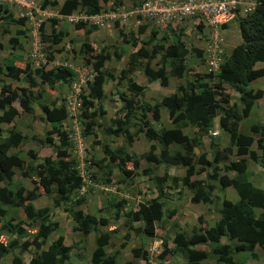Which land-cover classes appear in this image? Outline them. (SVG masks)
I'll return each instance as SVG.
<instances>
[{"label":"trees","instance_id":"16d2710c","mask_svg":"<svg viewBox=\"0 0 264 264\" xmlns=\"http://www.w3.org/2000/svg\"><path fill=\"white\" fill-rule=\"evenodd\" d=\"M48 4L57 5L58 2L42 0L41 6L46 7ZM121 4L122 0H63L59 12L70 14L79 5L85 8L84 12L87 15H94L106 5L115 9ZM3 9L0 4V12ZM0 19L18 25H23L26 20L25 17L15 18L11 12L0 14ZM235 20L241 41L231 49L230 53L222 55L223 61L215 74L192 73L187 64L191 46L182 41L180 31L171 32L172 40L167 45L165 35L160 44L155 43L149 48L148 45L158 34L156 29L152 31L149 39L142 41L135 35H141L146 30V25H139L136 32H124L122 28L117 30L119 37L124 39L125 43L133 47H136L138 43L141 45L129 54L126 66L121 69L117 77L118 83L123 82L125 85V91H120L117 96L119 95L118 97L124 101L120 109L126 112L115 119L116 128H109L106 131L116 136L123 135L125 143H131L133 137L142 132L151 144L143 155L147 165L141 167L139 157L126 151L125 144L112 149L109 143H104L102 145L104 158L101 160H106L107 163L101 165L97 162L96 167L90 172V177L96 183L109 184L113 181L112 167H116L120 172L117 180L125 186H130L132 192H139L134 185V180L142 173L152 175L160 165L184 170L182 176H170L167 173L155 176L156 194L144 202H138L137 208L125 213L127 219L124 225L139 236H153L156 233L157 223L163 227L166 222L170 223L167 231L174 232L172 246L167 248L164 244V250L158 256V259L162 261L169 253L176 251L185 252L186 259L183 264H211L212 260L215 264H246L247 261L255 263L261 257L264 258V189L256 187L247 177L248 160L246 158L227 159L232 155L236 156L237 153L248 154L249 159L264 162V140L256 144L261 156L258 157L257 150L252 148L253 135L260 134L264 137V124H251L249 133H245L238 123L241 117L247 115L254 100L263 93L261 89H252L249 84L257 77L264 75V67H254L257 62L264 61V0H257V5L252 12L238 14ZM50 22V32L45 34L43 31L42 34L46 50H51L53 45L61 43L67 36L65 31L55 27L57 24L55 18H51ZM72 24L76 31L84 35H89L97 28L88 26V22L82 20ZM115 25L118 27V22H115ZM5 31L10 32L7 29ZM15 33L16 35L9 37V43L13 49L19 46L17 35L24 32L22 29H17ZM111 48H114L116 58L120 59L121 52L116 51L118 46L112 44ZM192 49L198 56L202 54L197 47L192 46ZM78 55L85 63L92 64L96 72L88 85L87 95L83 96V105L86 107V112L83 114L86 118L85 128L89 130L92 126L102 125L99 116L105 113L101 104L105 97V84L109 78L116 77L112 71L105 69L106 62L112 56L110 48H97L90 40H83L80 43ZM47 60H52L50 54ZM140 60L145 62L141 63ZM153 61L155 66L151 65ZM16 62L13 59L7 62L4 68L0 65V73L16 81L26 82L30 87L37 85L35 76H38L41 83L49 86L47 91L51 93L60 89L61 83L69 81L73 73L66 66H54L47 69L43 64L40 68L32 69L29 61L25 60L21 66ZM140 65L142 75L149 82L160 78L161 85H166L167 79L173 76L180 80L181 85L178 84L177 91L171 96H165L154 104L141 102L139 96L144 93L146 86L135 79V72ZM158 66L168 68L167 73L156 71L155 67ZM226 84L240 94L242 108L237 107L236 104H229L230 97L223 92ZM39 98L40 94L34 95L31 89L25 86L15 88L7 83L0 88V182L2 180L11 182L15 170L22 172L25 168L23 175L29 177L34 185V189L29 194L24 187L13 191L6 185H0V217L8 215V207L15 208L17 212V216L10 215L4 222L0 218V259L18 246V237H25L21 247L27 250L29 246H33L35 252L28 261L14 256L13 264H72L69 262L72 246L64 244L62 234H58L44 248L49 236L57 229L58 223L49 220L48 207L33 206V195L39 194L51 198L55 205L62 201L69 202L67 211L73 218V231L80 232L83 236L95 233V247L90 257L91 264H119L117 262L119 250L107 252V246L113 244L112 237L116 235V232L98 230L97 216L83 212L80 208H74L78 202L84 201V197H75L74 193L81 186L82 179L78 175L76 160L70 158L67 153L66 148L70 142L65 128L61 127V123L66 118L63 104L44 103L41 108L43 113L41 118L51 127L44 131L40 143L47 148L48 154L39 157L36 151L29 150L30 159L25 162L18 153H9L11 148L22 147L25 136L14 125L10 127L7 135L3 136L2 124L12 123L19 111L33 113V104ZM161 106L166 108V119L173 124V127L155 129L146 120L147 112H151L153 118L159 120ZM139 111L141 114L137 116ZM217 115L220 118V126L228 133L229 143L223 148H220L217 142L212 143L211 149L214 156L208 160L205 152L196 154L194 150L196 147H201V137L214 127ZM131 127L134 128V132L129 131ZM185 128H188L191 133L186 134ZM156 141L158 142L155 143ZM171 144L177 146L173 149L174 151L169 149ZM156 149H159V152H155ZM86 162L90 164V161ZM86 167L89 166L86 165ZM232 172L234 174L231 176ZM97 173H100V176ZM202 173L204 178H193L194 175ZM166 180L171 183L170 188L167 189H175L179 184L186 186L191 191L190 201L193 203L217 205L218 218L209 225L201 216H198L199 226L193 227L192 231L187 233L176 221L179 215L177 206L172 209L165 207L164 199L170 195L163 190L162 185ZM216 183L220 187H233L238 195L237 201L213 196L212 192L216 188ZM110 200L112 201V198L108 199V204ZM111 204L112 207L120 209L124 206L125 200H119V202L113 200ZM254 207L263 210L256 214L253 211ZM22 217L28 221L24 222ZM37 222L36 232L30 235L29 229ZM135 224L139 225L135 226ZM8 233H15L16 237L8 239ZM29 235L31 239H27ZM127 238L126 233L125 239ZM221 238H225L226 243L222 244ZM207 244L210 245L209 249L205 247ZM245 252L247 255L244 258L236 257L237 254ZM131 254L133 259H141L144 261L143 264H146L148 256L146 250L133 247ZM126 264L139 263L129 260Z\"/></svg>","mask_w":264,"mask_h":264},{"label":"rangeland","instance_id":"374dc122","mask_svg":"<svg viewBox=\"0 0 264 264\" xmlns=\"http://www.w3.org/2000/svg\"><path fill=\"white\" fill-rule=\"evenodd\" d=\"M54 0H49V2H52ZM58 2V4H48L45 8L46 12H37L36 9L33 11V18L36 22H39L41 24L40 33L41 31H44L45 34H48L50 32V20L51 18H55L57 20V24L55 27L57 29H61L67 33V36H65V39L57 44L53 45L51 50H46L45 48L41 51V60L47 61L46 68L54 67V66H60L68 62H79L81 57L78 55L79 46L80 43L83 40H90V42L95 43L97 48L104 47L105 49L110 48L111 51V57L109 61L105 64V69L108 71H112L115 77H118L119 71L126 66V62L128 59V54L132 50H135L134 47L130 46L129 44L125 43V40L119 37L118 34V28H122L124 32H130L136 30V23L134 22L133 18H129L126 21L120 23L118 21V27L114 24L115 21L106 20L105 25L103 27L97 28V30L92 31L89 35H84L79 33L73 28V22L74 17H80L83 15L85 17V8L81 6H77L76 10L70 14H62L59 12L60 10V4H62L63 0H55ZM137 0H122V4L128 8L132 3L136 2ZM41 0H38L37 5L39 3L41 4ZM8 9H3L2 14H5L6 11L11 10L14 16H18V6L16 5H5ZM107 8L106 10H111L108 8L109 6H104ZM22 11L25 12L26 8L22 7ZM21 11V12H22ZM70 20H73L71 22ZM192 20L188 19L187 22H185V26H188V29H186V32L182 34V41L191 46L199 47L202 44V41L199 40L201 37H197L196 34H200L197 32L195 27H189ZM230 21V25L223 28L221 31L222 37H223V51L224 54H228L231 49L240 42V37L238 30L236 27L233 26V22ZM24 25H18L14 22L10 23L8 21H1L0 19V31L3 32V29H10V35H15V31L17 27L21 29V27ZM31 25H26V29H30ZM24 30V27H23ZM205 30V29H204ZM152 29H146V31L139 35L137 37L139 40L149 39V37L152 35ZM158 31V30H157ZM171 30L163 31L160 29L158 31V34L153 38L151 43L148 45L149 48L153 46V44L157 43L160 44L162 42V39L167 36L165 39V42L168 43L172 39L170 38L171 33H169ZM189 32L191 34H189ZM194 32V35H193ZM7 35V34H6ZM0 36V40L2 44L6 46L5 49L0 51V63L10 62L15 57V54L17 53V56L20 55L23 59H17L16 63H18L21 66V63L27 59V56L29 54V40L22 38L21 40V49L18 50H10L8 46V38L7 36ZM196 35V36H195ZM137 36V35H135ZM29 38L30 36H26ZM112 44L115 46H118V52H120V49L123 50V53H125L120 59L116 58L115 50L112 47ZM46 43H44V46ZM141 45V43H138V47ZM120 46V49H119ZM189 47V46H188ZM190 48V47H189ZM9 50V52H8ZM12 52V53H10ZM21 52V53H20ZM191 55L189 56V59L187 61L188 66L190 67L192 73L196 71H203L205 69L204 61L200 59L198 56L195 55L193 50L191 51ZM51 55L52 60L48 61L47 56ZM2 60L4 62H2ZM82 60V59H81ZM141 63H144V60H140ZM142 65V64H141ZM141 65L138 66L136 73H135V79L141 84L148 85L146 87L145 92L142 94V101L149 100L150 103H155L156 101H161L163 97L165 96H171L173 93L177 91V87L181 84L180 80L174 78L173 76L169 77L166 81V85H161L160 78H158L153 83H150L149 80L142 75L141 71ZM262 65V64H259ZM152 66H155V63H152ZM258 67V66H257ZM156 71H159L160 73L166 74L168 71V68L163 66L155 67ZM37 85L33 88H31L32 92L34 94H40V99L33 104L34 111L31 114L24 113L19 111L17 116L14 119L15 127L20 129L22 133L25 134V142L22 145V147L18 148H11L10 152H16L18 151L19 155L28 162L30 159V153L29 150L36 151L37 156L44 157V155L48 154V151L45 147L41 146V140L43 139V133L45 130L49 129V125L44 123L42 120L38 119L40 117V109L41 105L43 103H47L49 105H52L54 102L61 103V99L64 97V94L68 90V85L66 84H60L61 88L56 89L54 93L48 92L47 88H49L48 85L41 83L40 78L38 76H35ZM117 78L107 80L108 82L105 85V99H104V106L106 108V114L103 116V124L101 127H95L94 132L95 134H87L84 132V130L81 132L79 141H80V148L77 146H68L67 153L69 154L70 158H74L76 160V163L78 165H81L82 163L86 164L87 160L90 161V164L88 163L89 169L94 168L96 166L97 162H100L101 165H104L107 163L106 160H101L104 158L103 152H102V145L104 143H109L111 147L121 146L125 144L126 151L129 153L139 157V162L141 167L146 166L147 162L143 158V155L148 151L149 149V141H147L142 134H136L134 138L132 139L131 143L126 144L123 137L115 138L113 137L110 132H107L105 128L107 126H113V120L115 118H118L117 113L121 116L122 113H124L123 109H120V106L122 105V100L120 97L117 96L120 91H125V85L123 82L118 83L116 80ZM115 80V83L113 82ZM2 81V82H1ZM0 82L1 84H10L13 85L15 88H18L20 86H27L26 82L22 81H16L14 78L8 77L0 73ZM179 84V85H178ZM58 85V84H57ZM57 85L55 87H57ZM250 87L253 89L260 88L263 90V96L255 103L257 105V110L260 111L261 114V120L264 122V76L259 77L255 80H253L250 83ZM224 93H227L230 97L229 102L231 103L233 101V97L236 98L237 92L232 87L228 86L227 84L224 86ZM255 105L252 107L250 115L247 118H244L243 121L247 123H243L242 128L246 129V126L252 123H254L255 118ZM140 112L137 113V115ZM166 110L162 108L161 112V120L158 122H154L158 128L160 127H171L172 124L169 123L166 119ZM150 120H152L151 115L149 116ZM69 124V123H68ZM67 125V124H66ZM11 124H3L4 129V135H6L7 130ZM219 130V128L217 129ZM130 131H134L133 128H130ZM184 132L186 134L191 133L188 128L184 129ZM204 143H203V149L199 146L194 150L196 154L199 152H202V150L206 149L208 153H210L211 158V146L210 142L214 140V142H217L219 144L220 148L227 147L228 140H227V134L225 130H221L216 137L213 135H206L203 137ZM261 140L260 137L256 139V141L253 144V148H255L257 142ZM176 145H172L171 149L173 150L176 148ZM182 149V148H181ZM174 151V150H173ZM198 152V153H197ZM243 158V155H239L236 153L235 155H232V157H228L227 159H238ZM109 162V161H108ZM99 164V163H98ZM84 171V170H83ZM255 171H257V168H255ZM17 176L15 178L16 184H21L26 188V193L29 194L30 191L33 190V182L30 180L29 177H26V175L20 174V170L18 171ZM168 173L170 176H182L184 170L175 168L173 166L165 167L163 165L158 166L155 169V172L152 175H145L141 174L134 180V185L136 186V189L139 191L132 192L130 186L123 185L120 181L117 180V178L120 175L119 170L116 167H112L111 176L113 177V186L114 188H111L110 191H101L97 190V187H95L94 183L89 188L90 195L87 194V197L85 198V201L82 203H77L76 208H81L86 211H89L91 213H95L97 211V208L100 207L102 204H105L109 197H117V198H123V196H127V192L137 193L136 197L140 195V200H148L150 197L154 196L156 194V178L155 176H162L164 173ZM258 172V171H257ZM23 173H25V168L23 169ZM98 176H100V173H97ZM262 174V179L260 182H254L256 185L264 187V176ZM193 178H204V174H198L194 175ZM257 177V181H258ZM115 180V181H114ZM180 183V182H178ZM100 186V184H98ZM112 186V187H113ZM163 190L170 194L168 197H166L165 200V207L167 208H174L177 206L178 216L176 217V221L178 225L181 226V228L185 229L187 233H190L192 231V228L197 226V218L198 216H201L203 219L207 220L212 224L214 220L218 217V211H217V205H210V204H203V203H193L190 201L191 191L184 185L179 184L177 188L175 189H167L170 188L171 183L169 180L164 181L163 183ZM166 188V189H165ZM130 190V191H128ZM213 195L221 197H226L227 199H230L232 201H237L238 196L234 189L228 188V189H222L219 185L216 186V188L213 190ZM37 197V198H35ZM108 197V198H107ZM34 204L37 208L42 207H48L50 209V221H56L58 223L57 229L51 234V237L48 238V240H52L56 237L58 234H62L64 236V241L66 244H73L72 250L70 252V258L69 261L73 264H91L89 257L91 250L93 249L94 245V235L89 234L86 237L82 236L80 232H76L72 230V217L68 213L67 209L69 208V203L62 201L61 203L55 205L53 203V200L45 195H39L34 194L33 195ZM116 199V198H115ZM119 200V199H116ZM129 206L133 204V200L128 197ZM74 207V208H75ZM107 209H111V206L108 205L106 207ZM8 215L4 216L2 221L8 220V216L13 215L17 216V212L15 211V208L8 207ZM122 218V219H121ZM119 221L117 222L118 216L114 217L112 216L109 219V222L112 224L111 229L114 228L116 230L117 236H120V241H123V234L120 232L125 231V227L121 223V221L124 218V215L121 216ZM113 219V221H112ZM126 219V216H125ZM166 225L161 226L157 223V231L156 234L160 238H163V240L166 242L167 248H170L172 246V236L174 235V232L168 233L167 228L170 226L169 222L165 223ZM199 224V223H198ZM37 225L31 226L28 232H36ZM129 236L126 241V251L124 255L120 256L119 261L120 264H124L126 260L130 258V254L128 253V250L130 251L131 246H135L139 244L144 237L141 236L138 238V236H135L133 231H130L128 233ZM13 234H9V238H11ZM140 240V241H139ZM130 242V244H129ZM206 247L209 249L210 245L207 244ZM31 251V250H30ZM10 252V251H9ZM7 253L3 256V258L0 261V264H13L12 258L13 256H19L22 258L27 259L30 255V252L28 251H22L21 247L19 246L17 249L11 251L10 253ZM186 259V254L184 251H176L173 253H169L167 256L166 261H168V264H182L184 260ZM251 264H257V263H251ZM260 264V263H259Z\"/></svg>","mask_w":264,"mask_h":264},{"label":"clouds","instance_id":"9594fccd","mask_svg":"<svg viewBox=\"0 0 264 264\" xmlns=\"http://www.w3.org/2000/svg\"><path fill=\"white\" fill-rule=\"evenodd\" d=\"M42 1V0H41ZM141 1L142 0H137L136 2H134V3H132L128 8H126L123 4H121V5H119V6H117V7H115V9H112L110 6L108 7V8H110L111 10H108V11H116L117 9H119V8H121V7H123L124 8V10H129V9H131V8H133L134 6H136V5H138V4H140L141 3ZM253 3H254V5H253V7H252V9L251 10H246V11H241V10H237V11H235L234 12V14H233V16L231 17V18H229L228 20H222V21H219V23L218 24H216L215 26H209V25H205L204 23H199V22H195V18L193 19H191L192 20V22H191V24H189L190 26L189 27H195L196 28V30H197V32L198 33H200V34H196L197 35V37H200L199 38V40H201L202 41V44L203 45H201V46H199V47H197L198 49H200L201 51H202V54L200 55V56H198L197 54H196V51L195 50H193V52L195 53V55L196 56H198L200 59H202L203 61H204V66H205V69L203 70V71H196V72H194V73H197V72H199V73H203V74H206V72L207 73H210V72H212L213 74H215L218 70H219V65L222 63V61H223V57H222V55H226V54H224V51H223V37H222V34H221V31H222V29L223 28H225V27H227L228 25H230V21H232L233 22V26L234 27H236V29H237V26H236V24H237V22H236V20H235V18H236V16L238 15V14H246L247 12H252L254 9H255V7H256V5H257V0H251ZM37 3H38V0H25L24 2H16V1H5V2H0V4H1V6H3V8L5 9H8L5 5H9V6H11V5H16V6H18V9H19V11H18V16H20L19 18H21V17H25L26 18V20H25V23L23 24L24 26H22L21 27V29L23 30V27H24V30H23V34H21V35H17V37L19 38V46L18 47H16V48H11V46H10V43H9V37L11 36H9L8 34L10 33V32H7V31H5V29H3V32H1L0 31V36L1 35H3V36H5L6 34V36H7V42H8V46H9V49L11 50H18V49H21V40H22V38H24V40L25 39H28L29 40V54H28V56H27V59H25L26 61H29L28 63L31 65V68L32 69H34V68H40L43 64H45V67H46V64H47V61L45 62V60H41V51H42V49L43 48H45V46H44V40H43V37H42V34H43V31H41V33H40V28H41V24H39L38 25V27L37 28H35V26L34 25H32L30 22L31 21H29L28 20V18H29V15H28V13L31 11L32 12V16H33V11L36 9V11L38 12H46V13H48V11H46V8L45 7H42L41 6V4L39 3V5H37ZM42 3V2H41ZM22 7H25L26 8V11L25 12H23L22 11ZM107 8H103V9H101L100 10V12L99 13H97V14H94V15H87L86 13H85V17L82 15L81 16V18L80 17H74V21L75 22H78V21H80V20H82V21H87L88 22V26H96L97 28H100V27H103L104 25H105V21L106 20H104V24L102 25V26H100L99 24H97V23H94V21L92 20V19H90L92 16H97V15H101L102 13H106V12H108L107 10H106ZM22 11V12H21ZM6 12H11L12 13V11L11 10H9V11H6ZM0 14H2V11L0 12ZM13 14V13H12ZM14 15V14H13ZM15 18H18V17H16L15 16ZM129 18H133V20H134V22H135V17H133V16H129L127 19H129ZM34 19V18H33ZM126 19V20H127ZM188 19H190V18H187V19H185V20H182L181 21V23H175L174 25H167L165 28H155V27H152V28H150L147 24H145V23H140V24H137L136 22V27L138 28V26L139 25H146V29L148 28V29H152V30H154V29H156V30H160V29H162L163 31H166V30H171L169 33H171L172 31H180V33L181 34H183L184 33V31L186 32V29H188V26H185V22H187V20ZM35 20V19H34ZM108 20V19H107ZM126 20H123L122 18H115V19H113V20H110L109 22H111V21H115V22H118V21H120V23H122V22H124V21H126ZM1 21H3V20H1ZM71 22H73V20H70ZM75 22H73V23H75ZM115 22H114V24H115ZM231 22V23H232ZM26 25L28 26V25H31L30 26V29H26ZM199 26H201V27H199ZM97 28L95 29V30H97ZM136 28V29H137ZM7 30H10V29H8V28H6ZM17 29H19V27H17ZM16 29V30H17ZM20 29V30H21ZM205 29V30H204ZM238 30V29H237ZM146 31V30H145ZM144 31V32H145ZM134 32V31H133ZM135 32H136V30H135ZM143 32V33H144ZM142 33V34H143ZM214 33H217V37L218 38H220L221 39V41H220V48H221V50H219V51H217L216 53H215V55L218 57V58H220V60L219 61H216V68L214 69L213 68V66L209 63V57H207V52L205 51V46H206V43H208V41H210V40H212V38H213V34ZM239 33V32H238ZM189 34H191L190 32H189ZM16 35V34H15ZM30 36L29 38H27L26 36ZM137 35V37H139V35L138 34H136ZM193 35H194V32H193ZM195 35V36H196ZM210 37H211V39H210ZM239 37H240V35H239ZM240 41H241V38H240ZM211 42V41H210ZM0 43H1V45H2V47L0 48V51H2L3 49H5L6 48V46L4 45V44H2V42H1V40H0ZM168 43H166V45H167ZM209 44V43H208ZM130 46H132L131 44H129ZM237 45V44H236ZM208 46V45H207ZM133 47V46H132ZM196 47V46H195ZM34 48H37L38 49V53H37V56H35V57H33V49ZM135 48V50L138 48V45L136 46V47H134ZM122 49H120V52H121V57L125 54V53H123L122 51H121ZM135 50H132L131 52H133V51H135ZM191 49H190V55L192 54L191 53V51H192ZM8 52H9V50H8ZM131 52H129V53H131ZM10 53H12V52H10ZM21 53V52H20ZM230 53V52H229ZM189 55V56H190ZM128 56H129V54H128ZM120 57V58H121ZM13 59H15V61L17 60V59H23V58H21L20 57V55L19 56H17V53L15 54V57L13 58ZM12 59V60H13ZM189 59V58H188ZM12 60H10V62L12 61ZM207 60H208V62H207ZM36 61L38 62V64H36ZM48 61H51V60H48ZM127 61H128V59H127ZM2 62H4L3 60H2ZM145 62V61H144ZM7 63V62H6ZM152 63H154V61L153 62H151V65H152ZM259 64H262V65H259ZM0 65L4 68V66L6 65L5 63H0ZM60 66H66L67 68H69V69H71L72 70V76H71V79H69V81H67V82H63L62 84H66V85H68V90H67V92L64 94V97L61 99V103H55V104H63V106L65 107V111H66V118H65V120L61 123V127H63V128H65V131H66V133H67V138H68V141L70 142V146H74V147H78V148H80V141H79V137H80V134H81V132L84 130V132L85 133H87V134H95V132H94V128H95V126H92V128L91 129H89V130H87L86 128H85V122H86V118H85V116L83 115L85 112H86V107L83 105V96H86L87 95V93H88V91H89V87H88V85H89V83L92 81V79H93V76L95 75V71H94V68H93V66H92V64H89V63H85L84 61H82L81 59H80V61L79 62H68V63H65V64H63V65H60ZM258 66V67H257ZM78 67H88V68H91V71L88 73V79L84 82V83H81L80 81H79V72H78V70H75L76 68H78ZM254 67L255 68H260V67H264V61H260V62H257L255 65H254ZM124 68V67H123ZM122 68V69H123ZM48 69V68H47ZM121 71V70H120ZM120 71H119V73H120ZM136 73V72H135ZM3 74V73H2ZM3 75H5V74H3ZM5 76H8V75H5ZM262 76H264V75H262ZM262 76H260V77H262ZM117 78V77H116ZM175 78V77H174ZM257 78H259V77H257ZM256 78V79H257ZM177 79V78H176ZM205 79H207V78H205ZM117 81H118V79H116ZM204 80V79H203ZM255 80V79H254ZM41 81V80H40ZM2 82V81H1ZM1 82H0V88H1V85H3V84H1ZM23 82V81H22ZM114 83H115V80L113 81ZM252 82V81H251ZM250 82V83H251ZM73 83H76V84H80V86H79V89L78 90H75L74 88H73ZM107 83V82H106ZM150 83H153V82H150ZM106 85V84H105ZM250 85V84H249ZM146 86V85H145ZM25 87H28L29 89H31V88H33V87H35V86H33V87H30L28 84H27V86H25ZM253 89V88H252ZM257 89H260V88H257ZM257 89H254V90H257ZM146 90V89H145ZM262 90V89H261ZM32 91V90H31ZM104 91H105V88H104ZM263 91V90H262ZM145 92V91H144ZM237 92V91H236ZM34 94V93H33ZM34 95H36V94H34ZM106 96V95H105ZM263 96V93H262V95L260 96V97H257L255 100H254V103H253V106L255 105V110H256V113H255V118L256 119H254V123H252V124H255V123H260V124H264V122L261 120V114H260V111L259 110H257V105L255 104V103H257V101H259V99L261 98ZM121 98V97H120ZM240 94L237 92V96H236V98H232L233 99V101L230 103L229 102V104H236V106L237 107H240V108H242L243 107V105H242V103L240 102ZM40 99V98H39ZM38 99V100H39ZM104 99H105V97H104ZM104 99L102 100V102H101V104H102V107L104 108V110H105V113L102 115V116H99V120L102 122V124H103V116L106 114V108H105V106H104ZM139 99L141 100V102H149L150 103V101L149 100H146V101H142V94L139 96ZM37 100V101H38ZM121 100H122V98H121ZM36 102V101H35ZM35 102H34V104H35ZM44 104V103H43ZM42 104V105H43ZM124 104V101L122 100V105ZM151 104H154V103H151ZM228 104V105H229ZM42 105H41V108H42ZM121 105V106H122ZM120 106V107H121ZM252 106V107H253ZM252 107H251V109H252ZM33 108H34V106H33ZM162 108L163 109H165L166 110V108L165 107H163V106H161V107H159V114H160V119L159 120H161V112H162ZM251 109L248 111V113H247V115L245 116V117H241L239 120H238V123H239V125L241 126L240 127V129L241 130H243L245 133H249V127H250V123H249V125L248 126H246V129H243L242 128V125H243V123H247V122H244L243 121V119L244 118H247L249 115H250V112H251ZM41 111H40V117L38 118V119H40V120H44V119H42L41 117H43V113H42V109H40ZM124 110V109H123ZM125 112H126V110L124 111V114H125ZM140 112V111H139ZM166 112H167V110H166ZM29 114V113H28ZM123 114V113H122ZM121 114V115H122ZM140 114H141V112L137 115V116H140ZM151 115V118H152V120H150V118H149V116ZM117 116H118V118L119 117H121L118 113H117ZM118 118H115V119H118ZM97 118H95V120H96ZM115 119H112L113 120V123H114V125L113 126H107L106 128H105V130H109V128H111V129H114V128H116V122H115ZM146 120H148L152 125H153V127L155 128V129H159L158 128V126H156L155 125V123L154 122H158L159 120H155L154 118H153V116H152V114H151V112H147L146 113ZM44 122V121H43ZM45 123V122H44ZM69 123V124H68ZM4 124H6V123H4ZM11 124V126L10 127H12L13 125L15 126V124H14V121L12 122V123H10ZM48 124V123H47ZM67 124V125H66ZM172 124V123H171ZM49 125V124H48ZM102 126V125H101ZM100 126V127H101ZM147 126V125H146ZM10 127H9V129H10ZM49 127H50V125H49ZM96 127H98V126H96ZM171 127H173V124H172V126ZM171 127H160V128H171ZM2 128H3V124H2ZM51 128V127H50ZM131 128H133V127H131ZM219 128V130H217ZM9 129L7 130V132L9 131ZM16 129H18L17 127H16ZM220 129L221 130H223L222 129V127L220 126V118H219V115H217L216 117H215V125H214V127L207 133V134H204V135H202V137H201V141H202V144H201V148L203 149L204 147H203V143H204V136H206V135H213L214 137H216V135H218L219 134V132H220ZM19 131H21L20 129H18ZM133 130H134V128H133ZM129 131H130V129H129ZM6 132V135L8 134ZM22 132V131H21ZM131 132H134V131H131ZM24 136H25V134L24 133H22ZM113 137H115V138H118V137H123V139H124V136L123 135H118V136H116V135H114V134H112V133H110ZM137 134H142L143 136H144V134L141 132H139V133H137ZM226 134H227V140H228V143H229V139H228V133L226 132ZM6 135H3V136H6ZM258 137H260L261 138V140H260V142H263V140H264V137L263 136H261L260 134H255V135H253V139H254V142L256 141V139L258 138ZM134 138V137H133ZM144 138L147 140V141H149L147 138H146V136H144ZM25 139H26V137H25ZM125 141V140H124ZM24 142H25V140H24ZM158 141H156L155 143H157ZM149 143L151 144V141H149ZM212 143H216V142H214V140L212 141V142H210V146H211V144ZM126 144H128V143H126ZM149 144V145H150ZM173 145H175V144H173ZM218 146H219V144H218ZM111 147V146H110ZM117 147H119V145L118 146H116V147H111L112 149H115V148H117ZM171 147H172V144L171 145H169V149L172 151V149H171ZM18 148V147H17ZM46 148V147H45ZM68 148V147H67ZM66 148V149H67ZM196 148H198V147H196ZM196 148H195V150H196ZM253 148V147H252ZM47 149V148H46ZM235 149H236V147H235ZM254 150H257V148H256V146H255V148H253ZM212 150V149H211ZM155 152H159V149H156V151ZM202 152H205L206 153V158L208 159V160H211L212 159V157L214 156V153L213 152H211V158H210V153H208L207 152V150L206 149H204V150H202ZM202 152H199V153H202ZM9 153L11 154V153H18V151H16V152H10V150H9ZM198 153V152H197ZM198 153V154H199ZM18 155H19V153H18ZM257 156L259 157V156H261V152L259 151V150H257ZM19 157L20 158H22L20 155H19ZM243 158H246L248 161V168H247V171H246V175H247V177L249 178V180L256 186V187H259V188H262V189H264V187H262V186H259V185H256L254 182H260L261 181V179H262V174L261 173H263V176H264V162H262L261 160H255V161H253V160H251V159H249L250 157H249V155L248 154H245V155H243ZM23 159V158H22ZM241 158H238V159H234V160H240ZM24 161L26 162V160L24 159ZM89 161V160H88ZM86 165H88V163H86V164H84V163H82L81 165H76L77 166V168H78V175L81 177V179H82V184H81V186L76 190V191H74V193L76 194V196L75 197H80V196H83L84 197V201H85V198L87 197V194L89 193V188L88 187H90V186H92L93 185V183H94V185H95V187H97V190H101V191H110V189L111 188H114V186H113V184H112V182L111 183H109V184H100L99 182L98 183H96V182H94V181H92L91 180V177H90V172H91V170H92V168L91 169H89V167H86ZM88 166H90V165H88ZM164 166V165H163ZM96 167V166H95ZM166 167V166H165ZM175 168H177V167H175ZM255 168H257V171H255ZM178 169H180V168H178ZM84 170V171H83ZM183 170V169H182ZM19 170L18 169H16L15 170V175L13 176V179L11 180V182H8L7 180H2L1 182H0V185L1 186H3V185H6L9 189H11V190H13V191H15L17 188H19V187H24L23 185H21V184H16L15 183V178H16V176H17V173H19L18 172ZM167 173V172H166ZM184 173V172H183ZM20 174H23V171L21 172V170H20ZM168 174V173H167ZM234 173L232 172V173H230V175L232 176ZM183 175V174H182ZM257 177H259L258 178V181H257ZM111 178H112V180H113V177L111 176ZM263 180H264V178H263ZM115 181V180H114ZM98 184H100V186H98ZM113 186V187H112ZM216 186H218L217 185V183H216ZM25 188V187H24ZM222 189H228V188H232L233 189V187H231V186H227V187H221ZM33 189H34V186H33ZM25 190H26V188H25ZM128 191H130V190H128ZM236 192V191H235ZM137 193H139V192H137ZM137 193H132V192H127V194H125V195H127V196H123V198H117V197H107L108 199H110V198H112V201L114 200L115 202H119V200H125V204H124V206L122 207V208H120V209H117V208H115V207H112V204H111V200H110V202H109V204H108V199H107V201H106V206H105V204H102L100 207H98L97 208V211L95 212V213H91V212H89V211H86V210H84V209H81L83 212H88V213H90V214H93V215H95V216H97L98 217V227H97V229L98 230H101V231H110V232H112V231H115L116 232V230H114V228L113 229H111V226L110 225H112L110 222H109V219L112 217V216H114V217H117L118 216V219H117V222L119 221V219L121 218V216L122 215H124V218H123V220L121 221V223L123 224V226L125 227V231L124 232H122V230L120 231L122 234H123V241H120L119 239H120V236H117V234L116 235H114V237H112L113 238V244H115L114 246H113V244L111 245V244H108V246H107V252H109V251H112V250H114V249H117V250H119V252H120V254L117 256V262L120 264V261H119V258H120V256H122V255H124V254H126L125 253V251H126V241H127V239H125V234L127 233H130V231H133L132 229H128L125 225H124V222H125V220L127 219V215L125 214L126 213V211H128V210H131V209H135V208H137V204H138V202H144V200H140L141 198H140V195L139 196H137L136 197V194ZM213 193V192H212ZM237 194V193H236ZM88 195H90V194H88ZM214 196V195H213ZM238 196V195H237ZM128 197H130L132 200H133V204L131 205V206H129L130 204H129V201H128ZM215 197H218V196H215ZM35 198H37V197H35ZM119 199V200H116V199ZM221 198H223V197H221ZM220 198V199H221ZM226 198V197H225ZM75 199H77V198H75ZM34 198H33V201H32V203H33V206L35 207V208H37L36 206H35V204H34ZM230 200V199H229ZM83 201V202H84ZM232 201V200H231ZM69 203V202H68ZM199 203H201V202H199ZM204 204V203H203ZM78 205V204H77ZM108 205H110L111 206V209H107L106 207L108 206ZM211 205V204H210ZM12 208V207H11ZM76 208V207H75ZM117 209V210H116ZM263 209L262 208H258V207H254L253 208V211L256 213V214H259L261 211H262ZM69 213V212H68ZM70 214V213H69ZM71 215V214H70ZM5 216V215H4ZM3 216V217H4ZM125 216H126V219H125ZM3 217H0L1 218V220L3 219ZM72 217V216H71ZM218 218V217H217ZM216 218V219H217ZM122 219V218H121ZM22 220L24 221V222H27L28 220L27 219H25L24 217H22ZM205 220V219H204ZM112 221H113V219H112ZM198 221V220H197ZM205 221H207V220H205ZM72 222H73V218H72ZM207 223L209 224V225H211L210 224V222H208L207 221ZM36 224H38V222L37 223H35V224H32V226L33 225H36ZM136 225H139V224H135V226ZM142 225H143V223H142ZM73 226V225H72ZM197 226H199V224L197 223ZM156 231H157V226H156ZM77 232V231H76ZM134 232V231H133ZM28 233H30V232H28ZM32 233H35V232H32ZM32 233H30V235L32 234ZM9 234H13V236H11V238H9L8 236H9ZM89 234H93L94 235V240H95V233L94 232H92V233H89ZM88 234V235H89ZM135 234V236H138V238H140L141 236H143L144 237V239L139 243V244H137V245H133V246H131V248H130V251L128 250V253L131 255L130 256V258L128 259V260H126L125 262H124V264H126V262L127 261H129V260H135V263L137 262V263H139V264H143V260H141V259H133V256H132V254H131V250H132V248L133 247H141L143 250H146L147 251V253H148V256H147V261L145 262L146 264H168V261H166V259H167V257L165 258V260H161V259H158V256L162 253V251L164 250V244L166 243L164 240H163V238H160L159 239V236H157V234L155 233L153 236H146V235H137L136 233H134ZM141 234H143V233H141ZM28 236L27 237V239H31V236ZM82 235V234H81ZM57 236V235H56ZM83 236V235H82ZM85 237L87 236V235H84ZM128 236H129V234H128ZM5 237V239H6V236H4ZM16 237V234L15 233H8V235H7V238L8 239H12V238H15ZM49 237H51V235L49 236ZM24 239H25V237H18L17 238V242H18V246H16L13 250H15V249H17L19 246L21 247V244L24 242ZM53 240V239H52ZM52 240H48L47 239V242H46V244L44 245V248L47 246V244L48 243H50ZM140 241V240H139ZM221 243L223 244V243H226V239L225 238H221ZM64 244H66L65 243V241H64ZM129 244H130V242H129ZM66 245H71L72 247L74 246L73 244H66ZM94 247H95V241H94V245H93V249H94ZM206 247V246H205ZM207 248V247H206ZM21 249H22V251L24 250L22 247H21ZM92 249V250H93ZM13 250H10V252L11 251H13ZM31 250V251H30ZM72 250V249H71ZM71 250H70V252H71ZM92 250H91V252H92ZM24 251H28V252H30V255H29V257L27 258V259H25V258H22V257H19V258H21L22 260H25V261H28V259L34 254V252H35V249H34V247L33 246H29V249H27V250H24ZM9 252V253H10ZM8 253V252H7ZM6 253V254H7ZM5 254V255H6ZM260 254V253H259ZM247 255V253L245 252V253H239V254H237V258L238 259H242V258H244V256H246ZM16 256V255H15ZM14 257V256H13ZM90 257H91V253H90ZM90 257H89V260H90ZM3 258V257H2ZM1 258V259H2ZM69 258H70V253H69ZM1 259H0V261H1ZM261 259H264L263 257H261ZM261 259L259 260V261H256L255 263H257V264H262V261H261ZM137 260V261H136ZM12 261H13V258H12ZM185 261V260H184ZM70 262V261H69ZM211 262H213L214 264H215V262H214V260H212ZM249 262H253V261H249ZM248 262V263H249ZM72 263V262H71ZM90 263H91V261H90ZM184 263V262H183ZM182 263V264H183ZM73 264V263H72Z\"/></svg>","mask_w":264,"mask_h":264},{"label":"built area","instance_id":"2783aa9c","mask_svg":"<svg viewBox=\"0 0 264 264\" xmlns=\"http://www.w3.org/2000/svg\"><path fill=\"white\" fill-rule=\"evenodd\" d=\"M5 1L12 0H0V2ZM13 1L22 3L25 0ZM253 5L254 3L251 0H142L140 4L129 10H124L121 7L116 11H108L101 15L92 16L90 19L102 26L104 20L107 19L122 18L126 20L129 16H133L137 24L145 23L150 28H165L169 24L174 25L175 23H181L182 20L187 18H195L196 23L215 26L219 21H226L231 18L235 11L251 10ZM28 15L30 23L37 28L39 22L33 19L31 11ZM210 41H208L209 44L206 43L204 49L207 52V57H209V63L215 69L216 61L220 60L215 53L221 50L219 45L221 39L217 37V33H214ZM37 53L38 49L34 48L33 57L37 56ZM36 64H38L37 61ZM75 70L79 72V81L84 83L88 79V73L91 71V68L78 67ZM79 86L80 84L73 83L75 90H78Z\"/></svg>","mask_w":264,"mask_h":264},{"label":"crops","instance_id":"0c3cea01","mask_svg":"<svg viewBox=\"0 0 264 264\" xmlns=\"http://www.w3.org/2000/svg\"><path fill=\"white\" fill-rule=\"evenodd\" d=\"M147 86H148V85H146V87H147ZM261 261H262V264H264V259H261ZM248 262H249V261H247L246 264H251V263H252V262H249V263H248ZM211 264H214V263L211 262Z\"/></svg>","mask_w":264,"mask_h":264}]
</instances>
